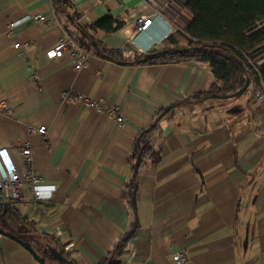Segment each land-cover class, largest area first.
<instances>
[{"label": "crops", "instance_id": "1", "mask_svg": "<svg viewBox=\"0 0 264 264\" xmlns=\"http://www.w3.org/2000/svg\"><path fill=\"white\" fill-rule=\"evenodd\" d=\"M163 1L73 0L79 26L104 14L123 20L119 30L97 36L130 58L172 33L161 16L144 31L133 27ZM37 13L50 23L33 19ZM11 20L17 25L9 30ZM64 32L51 0H0V99L8 103L0 109V163L23 172L18 144L28 141L30 166L41 178L40 200L23 186L21 198L9 202L37 231L59 239L75 264L100 262L132 222L121 264H172L177 250L189 264H264V109L253 98L257 87L248 82L232 98L190 101L214 81L209 64L198 60L119 64L87 54L75 69L67 52L45 55ZM66 89L117 106L122 123L63 100ZM164 107L172 116L151 133L160 161L135 175L133 207L126 188L132 146ZM0 264L39 263L0 233Z\"/></svg>", "mask_w": 264, "mask_h": 264}, {"label": "trees", "instance_id": "2", "mask_svg": "<svg viewBox=\"0 0 264 264\" xmlns=\"http://www.w3.org/2000/svg\"><path fill=\"white\" fill-rule=\"evenodd\" d=\"M51 5L56 20L69 39L87 54L119 64L207 62L214 81L206 90L193 94L190 101L208 95L232 98L238 96L237 92L248 82L255 87L264 86V0H186L184 6L191 17L185 27L131 58L125 57L120 49L107 47L97 36L98 32L119 30L124 24L120 17L104 14L82 27L77 24L80 12L73 0H51ZM171 109L160 108L151 124L138 134L133 143L129 159L133 176L126 186L132 201L137 187V172L144 167H155L160 161L161 149L152 143L151 133L162 117L172 116ZM136 227L137 224L132 222L114 248L97 264H121L119 258ZM0 229L28 242L42 258L43 264H64L54 253L72 260L59 239L50 233L37 231L35 223L9 201L0 203Z\"/></svg>", "mask_w": 264, "mask_h": 264}, {"label": "built area", "instance_id": "3", "mask_svg": "<svg viewBox=\"0 0 264 264\" xmlns=\"http://www.w3.org/2000/svg\"><path fill=\"white\" fill-rule=\"evenodd\" d=\"M186 0H164L162 3H155L152 16L140 15L135 19L134 30L136 32L144 31L152 22L153 16H161L168 23L170 32L183 29L190 19V12L184 6ZM33 19L49 24L50 20L40 14H34ZM8 29L12 30L17 21H9ZM21 45H27L26 42H15L14 47L18 48ZM65 52L73 60V66L75 69H80L86 65L87 53H85L80 47L76 46L64 32L55 43L46 51L47 58L61 57ZM63 100L74 99L77 103L84 107L92 108L96 111L105 110L111 118L117 124H121L123 121L122 113L117 106H107L100 99H93L84 94L73 92L66 89L61 92ZM254 101L264 109V86H258L253 94ZM0 109L8 110V103L5 99H0ZM45 126H39L36 131L40 134L45 133ZM30 131H33L30 129ZM20 156L26 164V169L20 172L16 167L10 165L8 167L3 166L0 163V203L8 202L21 198V189L25 186L36 200L41 199L40 182L41 178L35 174L30 166L32 150L30 143L24 141L18 144ZM2 153V152H1ZM172 264H189V258L184 250H177L171 255Z\"/></svg>", "mask_w": 264, "mask_h": 264}, {"label": "water", "instance_id": "4", "mask_svg": "<svg viewBox=\"0 0 264 264\" xmlns=\"http://www.w3.org/2000/svg\"><path fill=\"white\" fill-rule=\"evenodd\" d=\"M246 87H247V84L241 90H239L237 92V94L238 95L241 94L245 90ZM132 204H133V207H134L135 206L134 200L132 201ZM0 233L1 234H4L6 236L12 237L13 239H15L18 242L22 243V245L31 253V255L33 256V258L37 262L43 264L42 258L34 251V249L32 248V246L28 242H25L22 239L16 237L15 235H13V234H11V233H9L7 231H4L2 229H0ZM51 252H53V251L51 250ZM54 255H56V257L59 259V261L62 262V263H64V264H75L73 260H68V259L62 257L61 255L57 254V253H54Z\"/></svg>", "mask_w": 264, "mask_h": 264}]
</instances>
